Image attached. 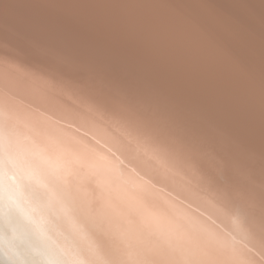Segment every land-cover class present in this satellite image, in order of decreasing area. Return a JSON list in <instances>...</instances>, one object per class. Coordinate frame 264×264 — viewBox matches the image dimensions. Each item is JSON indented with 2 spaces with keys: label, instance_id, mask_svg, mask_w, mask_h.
I'll list each match as a JSON object with an SVG mask.
<instances>
[{
  "label": "bare ground",
  "instance_id": "bare-ground-1",
  "mask_svg": "<svg viewBox=\"0 0 264 264\" xmlns=\"http://www.w3.org/2000/svg\"><path fill=\"white\" fill-rule=\"evenodd\" d=\"M4 163L67 264H264V0H0Z\"/></svg>",
  "mask_w": 264,
  "mask_h": 264
},
{
  "label": "clouds",
  "instance_id": "clouds-1",
  "mask_svg": "<svg viewBox=\"0 0 264 264\" xmlns=\"http://www.w3.org/2000/svg\"><path fill=\"white\" fill-rule=\"evenodd\" d=\"M15 168L17 179L13 181L7 163L0 165V216L4 227L12 232L11 237L0 240V264H67L65 247L48 234L42 223L31 219L22 192V181L30 177L18 164ZM15 213L29 220L31 226L17 231L10 222Z\"/></svg>",
  "mask_w": 264,
  "mask_h": 264
}]
</instances>
